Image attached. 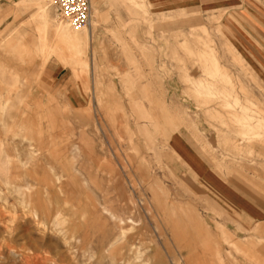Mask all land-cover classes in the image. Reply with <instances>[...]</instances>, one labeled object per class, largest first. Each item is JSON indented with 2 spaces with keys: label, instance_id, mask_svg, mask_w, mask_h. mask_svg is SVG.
<instances>
[{
  "label": "rangeland",
  "instance_id": "rangeland-1",
  "mask_svg": "<svg viewBox=\"0 0 264 264\" xmlns=\"http://www.w3.org/2000/svg\"><path fill=\"white\" fill-rule=\"evenodd\" d=\"M18 1L0 20V264H264V0H90L76 59L54 50L53 0ZM36 146L67 176L34 211L6 183Z\"/></svg>",
  "mask_w": 264,
  "mask_h": 264
},
{
  "label": "bare ground",
  "instance_id": "bare-ground-1",
  "mask_svg": "<svg viewBox=\"0 0 264 264\" xmlns=\"http://www.w3.org/2000/svg\"><path fill=\"white\" fill-rule=\"evenodd\" d=\"M46 1H48V0H38V2H36V5L39 7V9H38L39 14L40 13H44L45 11H47L48 6L45 4ZM40 17H41V15H40ZM89 28H91V24H90ZM79 29H87V28H79ZM52 34H53V37L55 39L54 42H55V44L57 46L54 50L55 51L56 50L59 51V52H57L59 58L62 56L61 55L62 53L60 52L59 49L66 50L67 53L72 58H74V59H76V58L81 57L82 55H84V52H85V49H86V46H87V43H88L87 35L85 34V32H83V31H73V30L70 29L69 24L68 25H65V26H62V23H55L53 25ZM55 54H56V52H55ZM49 58H50V56H49ZM62 58H64V57H62ZM64 60L65 59H63V61ZM74 63L76 64V62H74ZM81 63H82V61H81ZM81 65H80V67H81ZM84 67H85V63H84ZM3 111H4V109H3ZM30 138H31V136H30ZM30 138H27V139H30ZM32 141H33V138H32ZM37 145L39 147V145H41V143H38ZM38 147L36 148V151H34L31 154V156H30V160L33 159V158H35L33 160V164L30 165L29 167H26L25 166L26 164H21L22 166H24V169L21 170L19 168L20 170L16 171L13 174V176H12V178L14 177L13 179L22 180L25 183V185H19L20 184L19 183L17 186H15V185L12 186V185L8 184V182H10L12 180L11 177H10V175H9L10 181L7 182V180H6V182H7L6 183V186H8V190L11 193H13V194H15L17 196V201H18L19 205L23 209H26V208L29 207V208H31L34 211H35V208H37L38 206H41V205L44 206L45 203L42 202L41 199H45L46 202L50 205V201L48 199L50 193H56V194H59L61 196H64L66 194L65 189L62 187L63 186L62 181L65 180L64 178H66V176H67V167L61 166V165H58L57 166L56 159L55 160H51V159L43 156L41 159H43V161L45 162V164L48 167V170L44 169L42 166H40L38 164L40 162V159H39V157L37 155H38V153L40 154L41 151H42ZM31 151H32V149H31ZM41 155H44V154H41ZM8 166H10V165H8ZM56 167L60 168V171H61L62 175H59L58 173L55 172V168ZM72 167H71L72 170H74L75 172L78 171V169H76L74 166H72ZM4 171H5V169L3 170V172ZM8 172H9V169H8ZM11 173H12V171H11ZM49 174H51V177L49 176ZM3 177H5V176H3ZM52 180H53V182H52ZM49 182H52L53 183V186L52 187H50ZM15 184H16V182H15ZM66 184H65V186H66ZM62 202H63L62 203L63 205H66L65 200H62ZM56 204H57V202H56ZM92 208H93L92 210H94V207H92ZM102 209H103L104 212H106L110 216L111 219L115 220V217L113 215H111V213L109 212L108 209H106L105 207L102 208ZM167 210L169 211V209H167ZM180 211H181V209H180ZM171 212H172V214H170V215H172V217H171L170 220H172L171 223L174 224L175 222H178L177 221V219H178L177 217L178 216L175 214L176 212L174 213L173 210ZM173 213L177 217H175V215ZM185 215H183V216H185ZM83 217H84V211H82L81 212V215H80V218H83ZM185 218L188 221V223H190V217H189V215H186ZM185 218H183V219L185 220ZM55 219L60 220V215L57 214L55 216ZM127 220H129V219H126V221ZM122 222H123L122 220H119V224H122ZM58 224L59 225H64L65 222L64 221H58ZM172 224H170V225H172ZM179 225H180V223H179ZM132 229L133 228H130L129 231H131ZM171 232L173 234V229H171ZM196 233L199 236L201 234V233H199L197 231H196ZM173 236L175 237V239L177 238L175 236V234H173ZM126 239H127L126 232L123 231V230H120L119 235H118V239L115 240L114 242H112L109 245L107 251L108 252H111V250L115 251L116 250L115 248H118L119 251L122 250V248H124V244L121 245V247L119 245L123 241H126ZM193 241H195V240H193ZM118 242H121V243H118ZM142 254H143V250L137 249L136 250V254H135V259L138 260L139 262L141 261V263L144 264L146 262V259H142V256H143Z\"/></svg>",
  "mask_w": 264,
  "mask_h": 264
},
{
  "label": "built area",
  "instance_id": "built-area-1",
  "mask_svg": "<svg viewBox=\"0 0 264 264\" xmlns=\"http://www.w3.org/2000/svg\"><path fill=\"white\" fill-rule=\"evenodd\" d=\"M57 17L76 28H87L91 24L90 0H53Z\"/></svg>",
  "mask_w": 264,
  "mask_h": 264
},
{
  "label": "crops",
  "instance_id": "crops-1",
  "mask_svg": "<svg viewBox=\"0 0 264 264\" xmlns=\"http://www.w3.org/2000/svg\"><path fill=\"white\" fill-rule=\"evenodd\" d=\"M9 0H0V5H5L4 7H1L0 6V20L3 19V18H6L7 16L9 15H15L17 12H18V4L21 2V1H18V2H14V6L10 7L8 5H6V3H8ZM38 1V0H36ZM96 12V16L98 17L99 14L97 12V10H95Z\"/></svg>",
  "mask_w": 264,
  "mask_h": 264
}]
</instances>
